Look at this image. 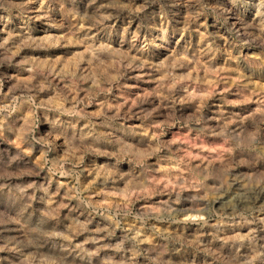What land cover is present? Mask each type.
Segmentation results:
<instances>
[{
    "label": "rangeland",
    "instance_id": "374dc122",
    "mask_svg": "<svg viewBox=\"0 0 264 264\" xmlns=\"http://www.w3.org/2000/svg\"><path fill=\"white\" fill-rule=\"evenodd\" d=\"M85 2L77 0L81 15ZM0 3L7 4L0 8V16L12 18L7 28L0 25V62L12 61L11 67L5 64L6 78L0 83V117L4 119L0 185L26 186L32 181L39 183L45 176L54 177L47 196L33 188H27L24 194L25 201L33 193L37 197L25 213L28 226L45 233L47 240L39 252L24 250L22 259L28 258L25 264H78L76 254L81 247L89 254L87 264H158L155 259H147L156 256L157 250L149 251L148 241L153 240V234V243L161 244L166 243L161 240V233L175 235L189 244L197 240L206 243L213 232L232 240L247 236L253 226L249 221L256 213L250 215L247 203L233 196L243 191L244 184L259 178L230 162L234 152L223 136L197 134L199 125L175 123L174 118L180 113L174 114L162 97L168 91H179L185 119L192 112L212 115L208 105L215 109L222 104L226 113H239L249 125L248 118L259 115L264 108V79L245 80L227 56L219 53L208 60L198 57L193 63L190 55L175 43L159 62L152 61L155 67H148L147 57L136 50L139 45L132 40L135 22L127 28V21L137 15L141 0H96L93 7L103 5L107 12L118 16L109 21L115 23L114 31L124 36L127 28L125 40L117 39L112 44L99 41L104 44L99 49L96 44L84 43L83 38L104 33H97L89 20L78 24L79 31L66 20L61 23L58 4L48 6L45 15L40 0ZM20 5L30 9L33 17L30 28L23 31L18 27ZM71 6L75 5L69 3ZM92 11L93 8L88 9L89 14ZM204 35L192 33L187 37L193 49H198ZM21 39L25 41L23 47H19ZM245 51L253 55L257 49ZM21 60L26 63L20 64ZM85 75H91L99 87L93 85V80L78 79ZM106 78L111 84L105 83ZM49 80L55 88L47 86ZM34 85L39 87L38 95ZM90 87H96L94 98L86 90ZM69 94L72 103L82 101L76 104L77 111L83 109L92 116L98 132L108 130L100 124L105 109L108 115L126 117L128 124L139 129L135 140L117 145L126 161L129 156L135 157L137 163L133 167L128 162L113 167L116 157L107 148L96 152L81 150L88 148L91 137L83 142L79 138L73 140L59 155L45 154L39 144L34 153L27 151L28 139L44 136L49 130L47 123L40 122L41 114L70 107L65 100ZM36 103L48 107L36 109L33 119L31 110ZM66 115L79 120L77 128L88 131L84 127L88 121L82 113ZM218 122V118L212 121V126ZM227 123L230 130L240 131L236 122ZM22 147L24 159L7 164V157ZM70 160L77 161L75 166ZM37 161H41L40 175L27 174L26 169ZM222 166L227 169L225 174ZM61 171L72 174L59 175ZM221 177L227 182L228 192L219 187ZM18 210V204L0 196V212L15 217ZM259 215L264 217V212ZM19 228L14 222L0 224V246L14 242L13 238L20 235ZM0 256L11 253L0 252ZM168 258L165 254L159 259Z\"/></svg>",
    "mask_w": 264,
    "mask_h": 264
},
{
    "label": "clouds",
    "instance_id": "9594fccd",
    "mask_svg": "<svg viewBox=\"0 0 264 264\" xmlns=\"http://www.w3.org/2000/svg\"><path fill=\"white\" fill-rule=\"evenodd\" d=\"M41 8L47 14L48 6L58 4L62 13V21H68L71 28L79 31L78 24L82 20L92 21V26L97 29V33L103 32L99 36H84V43L96 44L97 48L104 47L99 41L108 44L116 43L117 39L125 40L127 38V28H131L135 22V34L132 36L134 44H138L137 51L148 59V67H155L152 61H157L170 51L175 43L178 49H182L186 54L190 55L193 63L198 57L208 60L216 54L226 55L231 61L239 74L247 81L256 79H264V0H141L139 8L136 10L137 15L128 19L127 28L124 36H120L116 29L115 23L109 21L118 18L113 13L107 12L103 5H96V0H86L83 4L84 14L81 15L77 0H40ZM69 3L75 6L69 7ZM7 7V4L0 3V8ZM12 7H17L13 4ZM21 23L18 27L21 31L29 29L33 17L29 15L30 9L20 5ZM93 8L91 14L88 9ZM75 18V22H73ZM138 21V22H137ZM12 23L11 16H0V25L7 28ZM107 30V31H104ZM205 35L198 46L193 49L191 42L187 39L192 33H201ZM25 41L21 39L19 47H23ZM257 49L253 55L246 54L245 50ZM20 64L26 61H19ZM12 66V61L6 60L0 62V83L6 78L7 68ZM52 79H55L53 75ZM81 80H93L91 75L78 77ZM105 83L111 84V80L106 78ZM93 85L99 87L93 80ZM47 86L55 88L56 85L51 80L47 81ZM37 88V95L39 87ZM96 87H90L87 90L89 97L94 98L96 95ZM264 91V90H261ZM181 93L179 91H168L162 97L166 101V106L172 112L180 113L174 118V122L182 126L187 124L199 125L196 129L197 134L223 136L230 144L234 152V156L229 157L231 163L236 165L238 169L252 173L253 177H258L254 181L244 184L243 191H238L233 199H242L248 205L249 214L256 213L253 219L249 221L253 226L244 238L224 239L219 232L211 233L210 239L206 243L201 244L198 240L189 244L185 240L177 239L172 234H159L162 241L166 243L156 242V234H153V240H149V251L157 250L156 256L153 258L148 256L151 261L155 259L158 264H264V217L259 215L264 212V108L259 115L253 114L248 119L251 124L246 125L241 120L239 113L227 112L223 109V105H218L215 109L208 105V112L212 115H206L201 112H192L186 119L183 115L185 106L181 104ZM67 103L71 106L59 110H49L41 114L40 122L47 123L49 130L46 135L39 138L32 137L26 141L27 151L34 153L37 151L35 146L41 145V149L45 154L54 153L59 155L60 150L65 145H69L73 140L79 138L83 142L87 137H91V142L87 151H99L110 149L109 154L116 157L113 167H120L122 163L128 162L129 167H133L137 163L134 156L127 157L125 153L117 149V145L122 141L135 140L139 129L130 125L126 121V117H120L116 113L107 114V109L101 113V125L108 128L107 131L98 132L96 122L92 116L84 112L83 109L77 111L76 104L82 103L77 100L74 103L70 100V94L65 96ZM187 100V97H185ZM163 106V105H162ZM47 108V105L34 104L31 113L33 119L36 117V109ZM88 121L84 126L88 128L84 132L83 128H77L78 119H69L66 114L80 116ZM219 120L215 127L212 121ZM228 121L236 122V127L240 129H229ZM217 128L219 131H217ZM4 119L0 117V139L3 138ZM95 145V147H93ZM25 149L22 147L20 151L7 157V164L14 161L24 159L23 153ZM74 166L75 160L68 161ZM27 164L28 162L25 161ZM41 161H37L36 165L26 169L27 174L39 176ZM147 168V164L143 165ZM83 171V169H81ZM222 174L227 169L221 167ZM71 172L61 171L59 175L68 176ZM4 175H9L4 173ZM54 178V177H53ZM47 176L43 177L38 183L32 181L26 186L19 184L9 186L7 184L0 185V196L7 197L13 203L18 204L19 210L15 217L6 216L4 212H0V224L14 222L20 226V235L13 238L14 242L9 241L0 246V252H9L11 256H0V264H25L28 259L24 257V250L31 249L39 252L42 244L47 243L46 234L38 229L28 226L25 213L32 200L36 199L35 193L29 197L28 201L24 200V194L27 188H33L42 191L45 196L48 193V185L51 179ZM222 179V177H221ZM205 191H208L206 186ZM225 192H228L227 182L223 181L219 186ZM5 189L7 191H5ZM199 199V196L196 197ZM44 199V197H40ZM258 202H260L258 204ZM210 214V209L208 210ZM24 220L22 223L21 221ZM223 240V243H216ZM139 243V242H138ZM191 250V258L189 251ZM83 253V254H82ZM71 252H69V255ZM167 254L168 259L161 261L159 258ZM79 257L78 264H87L89 254L81 247V252L76 254ZM147 256V253H145ZM175 257V259H173ZM35 259V257H32Z\"/></svg>",
    "mask_w": 264,
    "mask_h": 264
}]
</instances>
